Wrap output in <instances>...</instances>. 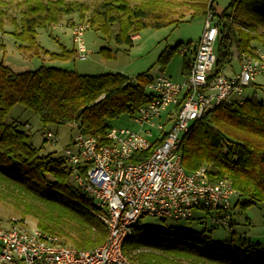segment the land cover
Here are the masks:
<instances>
[{
  "label": "trees",
  "instance_id": "16d2710c",
  "mask_svg": "<svg viewBox=\"0 0 264 264\" xmlns=\"http://www.w3.org/2000/svg\"><path fill=\"white\" fill-rule=\"evenodd\" d=\"M101 8L83 14L81 22L105 40L132 46L146 28L177 26L206 18L212 13L220 34L216 44L214 74L223 73L245 53L264 51V0H233L219 14V0H102ZM0 0V31L9 32L24 54L68 59L46 51L38 41L40 30L53 28L63 16L89 7L67 0ZM16 6L17 15L10 11ZM229 11V12H228ZM3 45L0 43V48ZM180 46L173 51H180ZM185 53V76L190 73L197 46ZM193 58L188 59V53ZM100 54L115 59L117 51L102 48ZM170 54V52H169ZM149 74L130 79L123 74L85 76L42 67L16 73L0 61V202L13 207L23 220L31 218L38 229L60 238L80 251L104 245L108 229L94 201L74 183L65 157L41 155L32 136L17 124L7 122L15 106L33 111L43 130L49 126L75 124L87 136L108 143L111 122L133 115L149 104ZM259 89L254 84L251 88ZM181 151L185 169L203 167L212 180L226 179L238 192L234 210L264 204V102L248 98L243 104L225 103L190 126ZM166 221V220H165ZM164 221V222H165ZM125 255L135 264H264V247L247 240L237 244L216 243L205 233L181 227L156 231L137 226L124 244Z\"/></svg>",
  "mask_w": 264,
  "mask_h": 264
},
{
  "label": "built area",
  "instance_id": "2783aa9c",
  "mask_svg": "<svg viewBox=\"0 0 264 264\" xmlns=\"http://www.w3.org/2000/svg\"><path fill=\"white\" fill-rule=\"evenodd\" d=\"M89 30L90 25L73 28L83 60ZM219 34V24L209 13L190 73L183 83L160 76L148 86L152 101L132 115L137 129L112 128L108 143H102L78 128L74 150L66 149L75 185L94 201L108 229L104 245L80 251L63 245L57 236L15 221L8 227L0 224V264H135L125 255L124 244L145 217L190 222L199 211L213 227L234 233L238 192L226 179L212 180L206 167L188 172L181 151L193 123L225 103L243 104L246 91L264 79L261 48L242 56L240 72L215 75ZM44 137L58 143L52 132ZM202 219L206 224L207 218L198 220Z\"/></svg>",
  "mask_w": 264,
  "mask_h": 264
},
{
  "label": "rangeland",
  "instance_id": "374dc122",
  "mask_svg": "<svg viewBox=\"0 0 264 264\" xmlns=\"http://www.w3.org/2000/svg\"><path fill=\"white\" fill-rule=\"evenodd\" d=\"M23 0H16V2ZM233 0H219L214 5L217 13H223ZM16 2H14L16 4ZM68 3L77 2L89 7L90 11L85 12L82 7L70 14L63 16L61 21L53 28L40 30L38 41L40 45L52 54L63 55L66 52L73 53L74 56L68 59L51 58L46 55L24 54L9 33L13 30L10 23L6 24L5 32L0 31V61L10 67L16 73L37 71L42 67L54 68L67 72H76L85 76H102L108 74H123L130 79H137L140 75L149 74L154 79L164 76L174 82L183 83L185 81V55L182 53L189 44L192 49L197 46L205 29V18L196 17L194 20L179 24L177 26L156 28H146L133 39L132 46L116 44L115 40H105L100 33L92 30L88 31L85 38L87 47V59L79 58L77 46L74 43L73 28L79 25H90L81 22L83 14L89 15L92 10L101 8L102 0H67ZM229 12V11H228ZM11 15H17L16 6L10 11ZM91 29V28H90ZM181 47L180 51H173L176 47ZM102 48H109L113 52L117 51L115 59H107L100 54ZM170 52V54H169ZM188 59H192V54H188ZM241 65L238 60H234L232 65L226 67L224 74L232 76L235 72H240ZM256 85L259 89L249 88L246 91L247 98H256L264 102V79H257ZM9 124H17L24 128L32 136L33 146L40 150L41 155L54 154L60 158L65 156L66 149L74 150L73 140L78 133L75 124L64 126H49L43 130L39 117L23 106H15L8 115ZM113 129H137L131 115H124L111 122ZM170 128V125L167 129ZM52 132L58 139L57 144L46 141L44 134ZM237 226L235 233L229 232L223 227H213L209 217L203 212L196 211L195 220L190 222H176L161 218L145 217L140 221V226L150 230L161 231L169 227H181L193 233H205L216 243H229L234 240L237 244L247 240L257 244L264 238V204L257 203L245 210L237 209ZM207 218L206 224L204 219ZM22 224L29 228H37L36 222L27 218L25 220L16 213L10 205L0 202V224L8 227L12 223ZM165 221V222H164ZM260 239V240H259ZM263 243V242H260Z\"/></svg>",
  "mask_w": 264,
  "mask_h": 264
},
{
  "label": "crops",
  "instance_id": "0c3cea01",
  "mask_svg": "<svg viewBox=\"0 0 264 264\" xmlns=\"http://www.w3.org/2000/svg\"><path fill=\"white\" fill-rule=\"evenodd\" d=\"M138 36H139V35H137L136 37H134V39L137 38ZM185 49H186V48H185ZM186 53H187V52H186ZM183 54H184V53H183ZM188 54H190V52H189ZM184 55H185V54H184ZM236 73H238V72H235L234 74H236ZM234 74H233V75H234ZM233 75H232V76H233ZM235 202H236V201H235ZM237 209H238V208H236V210H234L235 222H236V224H235V229H234V233H235V231H236V226L238 225V224H237V214H236V213H237V212H236ZM259 240H260V239H259ZM260 242H263V243H260ZM260 242H258V243L262 244V246L264 247V238H263V237H262V240H260Z\"/></svg>",
  "mask_w": 264,
  "mask_h": 264
}]
</instances>
